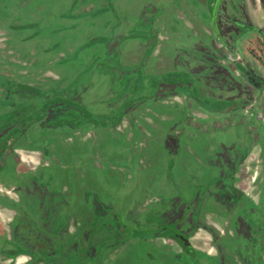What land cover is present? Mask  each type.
I'll return each instance as SVG.
<instances>
[{"label":"flooded vegetation","instance_id":"af4514ba","mask_svg":"<svg viewBox=\"0 0 264 264\" xmlns=\"http://www.w3.org/2000/svg\"><path fill=\"white\" fill-rule=\"evenodd\" d=\"M110 1L114 3L116 0ZM187 1L157 0L150 12L144 11L136 16L129 28L119 34L82 36L78 44L81 56L76 60L78 75L70 81H66L62 68L60 75H47L48 82L45 80L44 87L33 85L28 77L26 81L10 80L6 85H0V184L17 194L10 204L17 210L9 221L13 236L0 237V256L12 257L26 252L28 239H66L60 248L49 240H42L41 246L55 253L75 251L82 256L79 258L83 264H103L107 252L144 235L143 230L113 221L111 218L115 212L97 202L99 216L95 214L89 226L71 225L65 237H58L63 231L60 222H50L57 216L58 207L63 205L68 191L64 185L66 180L60 182L58 178L54 181L51 174H40V171L53 161L51 158L63 157L61 149L67 142L76 145L78 139L86 140L94 132L103 136L115 128L126 130L130 136V130L141 122L137 116L145 111L146 106L151 108L173 102L178 115L186 117V123L190 125L195 122L202 126L215 124L216 118H212L220 117L218 121H222L221 117L228 115L232 122L223 125L243 128L242 140L238 142L243 150L238 153L229 149L231 164L235 167L229 168L222 180L218 179L217 187L229 203L225 209L229 215L233 217L240 210L245 214L244 219L250 222L234 234L221 224L214 225L217 229L214 236L203 230L207 236L201 239H209L212 246L211 250L203 251L193 242L195 233L202 229L197 206L190 226H177L173 231L169 226H162L152 232L153 237L174 239L183 251L195 254V258L200 255L208 261L215 256L214 264H264V232L260 233L259 223L262 220L255 221L252 212H248L252 204L264 201V193L257 192L255 183L246 193L238 187L236 179L238 167L248 158V150L253 148L247 143L248 136L251 130L258 131V127L235 121L237 115H258L260 106L264 105V66L254 58L246 57L242 48L245 45L251 50L264 49V0H194L198 8L193 11L195 19L187 15ZM230 6L234 10L243 9L244 16L230 19ZM190 19L212 29L225 49L242 52L243 57L239 54L233 63L234 68L231 63L227 65L213 44L192 35L184 36L185 25L192 23ZM12 21V28L27 27ZM221 22L231 27L227 26L225 30ZM172 35L181 38L170 44ZM253 35L256 37L254 43L238 45L229 42L230 36L236 39ZM32 38L29 35L21 40L24 43ZM13 54V57L17 56V52ZM80 59L85 60L82 65ZM12 61L10 59L9 63ZM40 67L46 70L44 64ZM51 76L53 80L49 79ZM126 117L127 124L124 123ZM77 157L74 155L72 159ZM120 165L132 176L136 174L132 160H122ZM204 195L198 204L204 200ZM1 221L4 222L2 218ZM109 222L116 225L118 235L94 249V234ZM36 229L37 236L24 232ZM248 229L260 238L256 245H251ZM16 232L18 235L15 236ZM181 236L189 240V246L184 244ZM222 239L229 243L223 244ZM235 241L243 243L241 249ZM11 261L8 264H14Z\"/></svg>","mask_w":264,"mask_h":264},{"label":"rangeland","instance_id":"374dc122","mask_svg":"<svg viewBox=\"0 0 264 264\" xmlns=\"http://www.w3.org/2000/svg\"><path fill=\"white\" fill-rule=\"evenodd\" d=\"M153 4H157V0H116L114 3L110 0H0V85H6L10 80L26 81L28 77L33 85L44 87L48 82L47 75H60L62 68V73L67 76L66 81L72 80L78 75L76 60L81 56L78 44L82 36L119 34L129 28V23H133L136 16L149 11ZM185 10L188 16L195 19L193 11L198 8L194 0L186 2ZM228 15L230 19L242 18L244 10H234L230 6ZM10 21L27 27L12 28ZM189 21L192 22L191 19ZM31 22L36 25H29ZM221 24L225 30L231 27L229 24ZM208 28L193 20L188 26L185 25L184 36L192 35L213 44L217 53L227 61L228 66L231 63L233 68L239 54L250 56L264 66L263 48L251 50L244 45L243 54L231 52L224 48L212 29ZM29 35L33 38L23 43L21 37ZM180 38L172 35L170 44H175ZM234 38L230 36L229 42L239 45L256 41L254 35ZM13 53L17 56L13 57ZM10 59L13 60L11 63ZM79 61L81 64L85 60ZM43 64L46 70L40 67ZM12 65L14 68H11ZM241 78L246 80L245 77ZM49 79L53 80L52 76ZM172 103L158 104L151 108L146 106L145 111L137 116L141 122L130 130L131 137L129 132L121 128H115L103 136L94 132L86 140L78 139L76 145L67 142L61 149L62 158H51L53 161L40 174H51L54 181L60 178V182H63L65 179L64 185L68 190L65 202L63 200V205L57 209V216L52 218V222H60L63 229L58 237L67 235L71 225L89 226L95 214L99 216L97 202L115 212L111 219L119 225L123 222L129 227L143 230L144 235L135 239H152V232L162 226H169L171 231L177 226H190L197 206L202 230L213 236L217 230L215 224L226 225L232 234L243 225H248L250 221L244 219V212L237 210L233 217L229 215V211L225 210L229 203L217 187L218 179L227 175L229 168L235 167L231 164L232 156L228 151L237 148L238 142L242 140L241 127L237 130L227 127L225 131H206L202 124L186 123V117L178 115ZM263 108L264 105L260 106L258 115L235 117V121L239 120L243 125L255 124L258 127V136L247 142L255 148L248 150L252 153L244 168L247 173L257 172L255 188L258 193H264ZM190 117L191 120L194 118ZM215 118L216 121L220 120V117L212 119ZM221 119L219 122L224 124L232 122L228 115ZM124 123H128V117ZM74 155L78 157L72 159ZM127 159L136 165V174L133 176L120 165L122 160ZM245 182L249 184V180ZM203 195L204 200L198 204ZM30 208L33 210V206ZM248 212H252L255 221L262 220L259 223L260 233H263L264 201L252 204ZM115 227L112 222L102 225L94 234L93 248L98 249L103 246L101 243L116 237L119 231ZM46 229L49 231L48 226ZM24 232L28 235L32 233V236L38 234L37 229ZM247 234L251 245H256L260 238H256L252 229H248ZM222 243L228 244L229 241L222 239ZM234 243L242 248L243 243ZM133 246L136 250L130 252L129 262L124 261L123 264H214L217 259L214 256L207 261L199 254L195 258V254L185 250L164 254V248L159 254L153 244L145 241L136 242ZM72 252L77 255L75 251ZM64 255L69 256L71 252H65ZM165 255L170 257L165 258ZM77 256L82 257L79 253Z\"/></svg>","mask_w":264,"mask_h":264},{"label":"crops","instance_id":"0c3cea01","mask_svg":"<svg viewBox=\"0 0 264 264\" xmlns=\"http://www.w3.org/2000/svg\"><path fill=\"white\" fill-rule=\"evenodd\" d=\"M218 122V123H217ZM204 130H224L225 128L229 127L231 130H237L239 129V126L235 125H223L222 122L216 121L215 124L209 123L203 126ZM241 130L243 128L241 127ZM249 132V129H247ZM251 134L248 136V139L251 141L258 136V131L251 130ZM255 147H253L254 149ZM243 150L242 145L238 144L237 148L234 149L235 152L241 153ZM252 153V152H251ZM249 154V156L251 155ZM248 158L238 167L237 173H236V179H237V185L242 190H244L246 193H248L253 188V184L257 181V172H251L247 173L245 172L244 168L247 167L245 164L247 161H249ZM252 162H250V165ZM251 167H253L251 165ZM246 173V174H244ZM246 175V177L244 176ZM249 180V184L245 181ZM0 193L2 194L0 197V237H8L13 236V227L11 223L9 222L11 218L17 213V210L12 207L10 204L12 203L11 199L15 198L17 194L14 191H11L7 186H4L3 184H0ZM15 196V197H14ZM1 218L4 222L1 221ZM15 236L18 235V232L14 234ZM66 235H64L65 237ZM207 235L204 234L202 229H199L196 233L193 239L194 246L200 250L206 251L211 250L212 246L209 244V239H201L202 237H205ZM42 240H49L54 244L55 246L59 247L64 243L66 239H28L27 243V249L26 252L19 253L17 255H14L12 257H3L0 256V264H8L14 263L17 264L18 260H21V258L26 257L27 259L21 260V264H83L82 260L79 259V257L71 251V255L66 256L64 255L65 252H50L47 248H44L41 246ZM144 242V240L141 239H130L126 242H123L119 245H117L113 250L107 252L103 264H123L124 261L129 262L130 258V252L133 250H136L133 246L136 242ZM145 242H149L154 245L158 251L156 253H159V251H163L164 248V254H169L168 252L171 251H177V252H183L182 247L177 243L176 240L171 238H166L162 236L153 237L152 239H147ZM170 257L169 255H165L164 257Z\"/></svg>","mask_w":264,"mask_h":264},{"label":"water","instance_id":"95a60500","mask_svg":"<svg viewBox=\"0 0 264 264\" xmlns=\"http://www.w3.org/2000/svg\"><path fill=\"white\" fill-rule=\"evenodd\" d=\"M181 238L183 239L185 245H187V246L190 245V242L188 239H186L184 236H181Z\"/></svg>","mask_w":264,"mask_h":264},{"label":"clouds","instance_id":"9594fccd","mask_svg":"<svg viewBox=\"0 0 264 264\" xmlns=\"http://www.w3.org/2000/svg\"><path fill=\"white\" fill-rule=\"evenodd\" d=\"M25 259H27V258H26V257L21 258V260H25ZM21 260H18V261H17V264H21Z\"/></svg>","mask_w":264,"mask_h":264}]
</instances>
